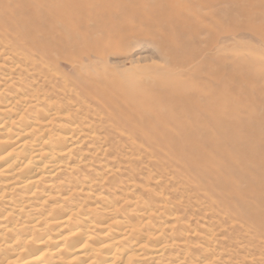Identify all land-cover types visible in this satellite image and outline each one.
<instances>
[{
    "label": "bare ground",
    "instance_id": "obj_1",
    "mask_svg": "<svg viewBox=\"0 0 264 264\" xmlns=\"http://www.w3.org/2000/svg\"><path fill=\"white\" fill-rule=\"evenodd\" d=\"M93 2L0 0V264H264L240 103L97 68L125 39L95 36Z\"/></svg>",
    "mask_w": 264,
    "mask_h": 264
},
{
    "label": "rangeland",
    "instance_id": "obj_2",
    "mask_svg": "<svg viewBox=\"0 0 264 264\" xmlns=\"http://www.w3.org/2000/svg\"><path fill=\"white\" fill-rule=\"evenodd\" d=\"M93 1L99 11H109L95 36L125 39L101 64L94 60L97 68L104 63L109 72L127 77L134 70L154 66L153 73L142 77L175 80L178 93L190 96L194 90H212L227 94L232 103H240V119L252 123L250 131L261 139L264 149V0H170L171 6L162 0ZM188 6L194 8L193 14ZM165 33L167 41L162 37ZM64 67L66 72L72 71ZM195 222L192 224H207L200 217Z\"/></svg>",
    "mask_w": 264,
    "mask_h": 264
}]
</instances>
